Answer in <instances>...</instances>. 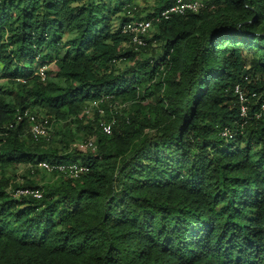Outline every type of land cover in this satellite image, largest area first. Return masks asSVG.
<instances>
[{"label": "trees", "instance_id": "obj_1", "mask_svg": "<svg viewBox=\"0 0 264 264\" xmlns=\"http://www.w3.org/2000/svg\"><path fill=\"white\" fill-rule=\"evenodd\" d=\"M136 1L0 0V264H264V0H206L135 51L120 28ZM26 111L58 131L35 141ZM44 161L88 172L5 176Z\"/></svg>", "mask_w": 264, "mask_h": 264}, {"label": "built area", "instance_id": "obj_2", "mask_svg": "<svg viewBox=\"0 0 264 264\" xmlns=\"http://www.w3.org/2000/svg\"><path fill=\"white\" fill-rule=\"evenodd\" d=\"M156 1V0H155ZM206 0H176L175 3L169 8L162 10L159 15L152 17L149 20H144V16H137L138 10L137 6L133 8V10H126L121 14V18H124V23L121 26V32L124 35L129 37V41L123 45L124 49H134L135 51L139 48H143L146 46V41L151 39L150 31L153 29V23H158L161 20H168L173 16H183L186 14H194L198 13L207 8ZM39 76L41 80L44 81L43 70L39 71ZM234 93L237 95L238 103L240 105V116L244 119L247 118L248 109H247V98L244 93L236 87ZM101 101H93L87 104L83 111L82 116L84 114H88L86 108L87 106L92 109L95 108V112L99 113L100 117L104 115V111L101 110L99 104ZM127 105H121L119 108H125ZM95 114V113H94ZM93 114V115H94ZM262 115H264V106L261 107V112L256 113L254 116L256 119H259ZM37 116V115H36ZM36 116L31 115L28 111L23 113V117L29 119L30 129L29 133L35 141L40 139H48V130L50 128V123H48L47 118H38ZM80 116V118L82 117ZM87 117V116H86ZM20 120V117L18 118ZM38 119V120H37ZM113 121L110 123H100V129L103 134L110 135L111 134V126ZM224 137H230V133L228 130H225L222 134ZM92 142L87 143V147H93ZM36 168L46 173H56L58 176L63 177L64 179L76 180L80 177V175L88 172V168L80 165L79 163H71V164H59V163H49V162H41ZM27 195L30 194L34 198L39 199L41 194L39 191H34L29 193L28 191H18L17 195Z\"/></svg>", "mask_w": 264, "mask_h": 264}, {"label": "rangeland", "instance_id": "obj_3", "mask_svg": "<svg viewBox=\"0 0 264 264\" xmlns=\"http://www.w3.org/2000/svg\"><path fill=\"white\" fill-rule=\"evenodd\" d=\"M111 3H113V2H111ZM135 5L137 6L138 14H140V16H144L147 13L152 12L153 8L156 7V1L155 0H137ZM155 33H156V29H152L150 31V37H153V35ZM142 57H144V56L142 55ZM137 59H140V56H138ZM129 66H131L130 62H127V61L118 62L116 64V67H115V73H122ZM53 77H54V74L51 76V78H53ZM0 85H6V82L0 81ZM94 109L95 108L90 109L87 106L86 110H87L88 114H84L85 115L84 121H86L85 124L88 123L89 121L91 122L94 119L93 118V114L95 113ZM80 116H82V114H80ZM37 117L38 118H45L44 113H42V112L38 113ZM60 125H58L57 123H54V122L50 123V128L48 130V136L52 137L53 133L58 131ZM72 129L74 132L76 127L73 126ZM78 136L82 137V133L78 134ZM89 142L94 143L93 137H90L87 140V142H84V140H79L77 146L82 148L85 151L86 150L87 151L92 150L93 149L92 147L86 146L87 143H89ZM54 147L59 149L60 145L54 144ZM35 169H37V171H35ZM35 169H33V167L29 166V165H18L15 169L6 170L5 176H6V178H9L10 180H12L13 184H18V185H22V184L26 183L27 180H32L34 183H36V185L39 188L56 181V177L53 176V174L43 172V171L39 170L38 168H35Z\"/></svg>", "mask_w": 264, "mask_h": 264}]
</instances>
